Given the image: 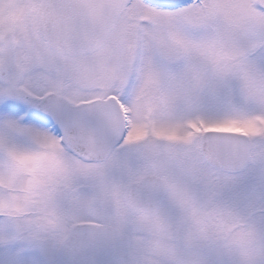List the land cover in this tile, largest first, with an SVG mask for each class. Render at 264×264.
Wrapping results in <instances>:
<instances>
[{
  "label": "snow or ice",
  "instance_id": "snow-or-ice-1",
  "mask_svg": "<svg viewBox=\"0 0 264 264\" xmlns=\"http://www.w3.org/2000/svg\"><path fill=\"white\" fill-rule=\"evenodd\" d=\"M0 264H264V0H0Z\"/></svg>",
  "mask_w": 264,
  "mask_h": 264
}]
</instances>
